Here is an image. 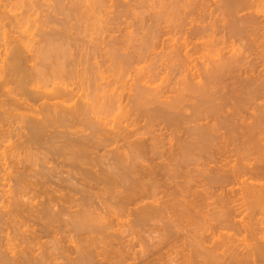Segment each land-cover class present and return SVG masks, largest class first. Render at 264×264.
<instances>
[{
    "label": "bare ground",
    "instance_id": "1",
    "mask_svg": "<svg viewBox=\"0 0 264 264\" xmlns=\"http://www.w3.org/2000/svg\"><path fill=\"white\" fill-rule=\"evenodd\" d=\"M18 1L22 2V0ZM62 1H57V6L55 5L56 12L58 11L62 15L65 14V18H75L77 22H80L81 20L84 21L83 18H88L90 15L94 16L98 13V10L99 13L102 12L101 8L103 9L106 3V0H69V2L66 1L68 2L66 4L64 3L65 0ZM142 1L144 4V2L146 3L148 0ZM173 1L174 2L171 3L172 12H168V14L167 11H163L160 12V15L156 14L155 17H152L155 19L154 24L156 25H149L147 32L145 31L146 33L144 32V34H140L141 37L139 38L141 39L137 40V42L139 41L138 43H140L139 45H134V42L136 41L135 35H125V37H127L124 39L125 41L112 38L110 41L106 42L103 38L104 34H101L104 40L101 43L99 42L100 45L97 43V46H93L91 49L89 47V54H86L88 53L87 49L85 51L86 53L82 54V56L86 55L85 58H82L80 55L82 59L80 58L77 60V58H73V55L71 57V54L74 51L69 53V50L72 49L69 48L71 45L70 41L73 43L74 41H77V39L71 35L72 38L76 39L72 40L67 33L68 31L70 33L72 28L75 29V32L80 31L77 25L70 29L65 27H62V29L57 25L55 26L57 28L53 29V31L55 30V34L52 32L53 35H51V32L49 31L50 33L48 32V34L50 35L47 34L46 36L44 33L45 36L43 35L44 38L42 39L47 48L45 50L43 49L44 52L43 50L41 51V55L43 54L44 57L42 56V58L41 55H39V58L42 60L41 63L46 59L44 65L48 71L50 70V73L41 72L38 76L40 79L46 80L45 86L41 85L32 88V85L34 86L33 82L37 77H34L33 75L35 73L33 72L34 67L31 68L32 70L29 68L30 61L28 62L27 59L29 58H26L28 53L24 51H26L25 49L30 43H28L29 45L27 44L26 40L21 36L22 34H17V37L11 36L12 39H10V41L7 42V45H5V51H0V57L2 55L0 58V183L3 182L1 184H4L6 181H13L14 179V183L17 181L16 183L18 186H21L20 190H18L19 192H17L18 195H16L17 190L15 191L13 189V191H11V186L10 192L9 190L7 191V189H5L7 192L3 190V188H1L2 190L0 189L2 194L4 191L5 196L7 195L6 197L3 196L4 194L2 195L3 197L0 196L2 197L0 200L7 198L3 201L5 205L3 204V206H1L2 201L0 205V211L6 213H0L2 214L0 216L2 217L0 218V227L1 223L5 222L8 224V227L6 228L7 232L9 229L16 232L21 231V235H19L21 236L20 241L23 242L21 245H24L25 243L27 245H25L26 247L23 246V250H20L19 252L15 251L14 247H11V249L13 248L12 250L8 247L9 252L12 251L10 254H13V256L10 257L9 255L10 260H2L1 262L5 261L3 264L8 262L6 260H9V264H49V261L54 262V264H60L64 260V253L69 248L67 247L66 249L65 247L70 245L69 243H71V239H77L72 242L75 243L73 244L74 248L71 245L72 249L75 251L73 253L75 254L77 252V257L73 255L75 258H69L70 264H159L161 263L160 260L163 259L162 257L166 256L164 251L165 256H162L161 254L163 253H161V251L166 249L165 247L169 242H165L163 245H161L162 243L159 244L160 247L157 245L155 246V243L154 246H151L148 249L144 246L145 248H142L140 252H130L123 247L127 245H125L127 240L125 242V239L123 238V241L125 242L123 245L119 244L121 241L116 243L117 241H114L113 239L119 234L118 232L120 230L118 228L121 230L127 228V231H129V227L131 229L133 226H141L142 223L144 226H147L150 224L151 220L154 222L159 220L162 221L166 215L167 217L165 219L168 218L169 220L167 221H170V223L173 222L171 220L175 219L174 222L176 224L184 225L186 223L190 226L187 227V229H190L188 232L192 234V236H190L192 237V240L190 241H195L188 244V249L190 248V250L187 254H182V251L181 253L179 252L183 256L181 255V257H179V260H181L180 262L177 260L178 264H264V226H262L264 225V183H255L258 182V180H264V68L258 69L260 64L264 63V42H261V39L264 38V2H262V0H224L222 1L223 3L221 2L224 4L225 12L229 17L227 24L224 23L225 21L223 20V24H226V27H223V30L225 28L227 31H225V38L227 35L231 45V42H233V45L230 47L231 49L228 48L227 51V48H224V46L222 48L219 47L220 49L213 48L218 46V44L217 46L213 45V43L217 41L214 39L218 38H214L213 33V36H210L214 39L211 38L210 40V36H208L210 31V28H208L209 26L192 25L195 22V12L199 11L201 4L198 2L196 3V1L195 4L194 0ZM13 2H15V0H0L1 26H5L6 24L12 25L16 22L14 20H18L20 17V15L17 17V14L16 16H10L12 13L10 14V11L6 12V8L9 7L8 5H11ZM115 2L117 3L116 0ZM222 4L220 5V8H223ZM107 5L108 4H106V6ZM129 6L130 5H128V7ZM164 8H166V5ZM245 11L250 12L244 16L239 15L242 12L245 13ZM127 12L129 13V11ZM48 14L51 15L50 13ZM12 17L14 22L11 24ZM51 17L53 16H50V18ZM21 19H23V17ZM7 20L10 21L7 23ZM67 23L65 21L63 24L66 26L68 25ZM110 23L111 22H108V24ZM58 28H61L63 32L59 29L60 31H58L60 33H56L58 32L56 31ZM82 28L84 29V27ZM97 32L100 34V29L99 31L97 30ZM40 35L41 33L39 36ZM166 35H171L173 37L169 36L168 38L170 39H163L161 41ZM77 36L79 37L80 33H78ZM207 39L209 40L207 41ZM33 40L35 41L36 39ZM61 40L62 43L58 42L57 45L59 46L56 47L55 42ZM236 41H244L243 48L237 49L234 44ZM245 41L248 44L245 43ZM80 43L82 42H74L75 48L76 44L78 45ZM216 43L217 42H215V44ZM221 43L223 42L221 41ZM257 44L259 45L258 48L261 49L256 51L257 53H254L255 55L257 54L258 61L261 60L260 63L252 60L251 62L248 57L249 53L252 54L251 51L254 50L250 49L253 46L256 47ZM53 45L55 46L54 48H52ZM72 45L71 47H73ZM209 47L211 50H209ZM81 48H83V46ZM98 48L102 49L99 52H104V54H102V56L105 57L104 62L107 64V58H109L111 64L109 63L108 65L111 66L105 65L104 67H106V70H99L100 73L97 70V74H102L107 70L110 71L113 65L114 67L118 65V69L120 68L123 70L126 67L125 70H128L129 68L133 70L131 67L132 65L136 66L137 62L139 64L142 62L141 60L147 59L150 55L153 56V54H157L160 58L164 51L165 54L162 55L172 64L171 68L174 73L173 75L182 76L181 79L178 77V81L176 80L174 83L182 86L174 93V90H171L172 88H167V85H165L167 89L165 88L164 83H168L167 79V82L163 83L164 87H162V80L164 78L169 79L167 76H169L170 72H167L165 69V71H160L159 69V72H156L154 71L155 68L151 66L153 67V71L150 67V71L152 72L149 71V73L144 74L145 72H142L145 71V69L142 71L141 68V73L140 71H137L138 76L137 74H134V76L136 75L135 77H138V80L133 76V80L135 79L133 82L135 88L133 87L131 94L128 93V99H126L127 103L125 104L126 107L128 106L127 110L133 113V115L128 113L130 118H128L129 116L127 114L128 117L126 119V116L123 113L125 112L123 110L125 105H123L124 107L122 106L123 102L121 105L119 104L122 98L117 90L113 91V89L110 88L112 87V84L109 82L111 84L110 86L106 81L104 82V84L107 83L106 88L105 86L101 88L102 86L100 84H97V86L95 83L98 77L106 79V76L104 77L103 75H101V77L96 75L95 78L92 76L96 74L95 70L97 68L100 69L102 64L100 67L97 66L94 70L95 73L91 70L93 74H91L92 72L89 73V70L88 72H85L87 69L81 71V73L79 70L76 71V68V70L72 68L82 64L86 65L87 60L90 62L94 56H91V59L89 60L87 58L88 55L90 57L92 53H98ZM158 48H160L162 52L157 53ZM206 51H208V53H206ZM248 51L250 52L248 53ZM246 54L248 55L247 57ZM98 55L100 56V54ZM163 56L162 58H164ZM48 59L51 61V67L49 66V61H47ZM51 59H54L53 62ZM101 62L103 63L102 60ZM133 62L136 63L134 64ZM92 63L93 62H91L90 65H92ZM168 63L167 65H169ZM135 66L134 68L136 71L137 68ZM114 67L112 69L117 70V68ZM90 68L91 66H89L88 69ZM138 69L140 70V68ZM131 70L130 72L129 70L125 71L126 74L124 75V70L119 73L122 72L121 76L126 75L127 77L128 74H131ZM162 71L165 73H162ZM127 72L129 73L127 74ZM116 73H118V71ZM88 74L90 78L88 77ZM161 75H163L162 78H164L161 79L162 82H158L160 83V86L153 87V84L157 81L156 79L159 78L160 80ZM75 77L81 79L80 81H77H82V85L85 84L83 79L84 81L86 80L85 82L89 83V86L86 83L87 87H91L92 83L93 86L95 84L94 88H91H96L95 90L97 92L95 93L94 90L90 88V90H92L91 93H84L85 88L83 89V87H80L81 83L77 82L79 87L75 82L72 83ZM103 78L101 79L104 80ZM236 79H238V81H235ZM166 80L164 79V81ZM228 80H230L231 84H229ZM14 83L17 86H14ZM235 83L237 86H240L237 87ZM9 85H12L13 88L8 89L7 87ZM229 85L232 86L231 89L229 88ZM239 87H241V91L247 88H253L254 90L252 89L248 94L247 91L246 94L240 91L242 94L239 95L236 90ZM49 88L51 89L50 91H48ZM104 89L105 91H103ZM169 89L173 92L172 94H174L173 96L169 94L171 97L166 96L170 93L168 92ZM228 89L233 92L235 91L234 96L236 97L233 98V95L229 94L230 91L228 94L232 96L231 99L227 95L228 100L227 97H225V99L222 96L220 97V94ZM99 91L103 93H101V97L99 94L97 95ZM93 92L96 95L93 96ZM236 92L237 95H235ZM221 98H223V101L220 100ZM232 99L237 100V102L239 101V104L236 103L235 105L238 104L240 107H238V105H233L234 107H237L234 109L231 105V110H234L231 113H226L228 102ZM218 100H220V103ZM242 102L249 103L251 107L254 105L252 108L255 109L256 113L249 116L244 112L243 116L242 112L245 110H242L243 107L241 108ZM120 108L122 109L121 111H123L124 118L127 120L125 121L126 125H122L124 122L121 124V121H119V124L116 121V123L119 124L118 126H113L116 123L109 126L108 123L110 120L108 116ZM95 114H99L98 116L96 115L97 117L101 114L103 117H101V119L97 118L94 116ZM104 115H106L107 118L106 116L104 118ZM245 115L248 116V120L254 117L253 121H247ZM249 117L251 118L249 119ZM102 118H104V120H102ZM106 119L109 120L108 123ZM129 119L130 123L128 122ZM142 119L147 123H145L147 126H151V124L153 125L155 122V124H158L157 122H159L164 126L162 129L159 128L157 131L155 130V134L154 130L149 131L150 128L147 129V126L141 123V121H143ZM105 120L106 122H104ZM138 120L139 123L143 125L142 127L137 126V124L140 125L137 123ZM4 124L9 125V128L7 125V128H4ZM144 127L147 130H144ZM152 129L153 128H151V130ZM222 129H225L229 134L226 135L227 133L224 132V135H226L227 138L220 133ZM158 131L160 133L157 134ZM168 134L170 136H167ZM218 140H221V142H218ZM217 143L219 145L220 143L224 144H221L222 146L218 147ZM216 145L218 149H216ZM228 145H232L230 149L227 147ZM242 145L244 146L243 148L241 147ZM225 147L228 149L225 150ZM238 147L240 150L244 149V151L242 150L241 152ZM244 153H246L248 157L250 156V153L251 155H255L253 161L251 158L247 159V155L244 156ZM194 154L195 156H193ZM188 155L189 157L192 156L194 158L197 155H204L203 157H208L209 159L214 158L211 160L215 161L216 159L215 163H217V165L224 162L223 164L221 163V166L215 165L216 167L210 170V173L215 174H213L214 177L209 175L212 177V180H210L212 184L210 182H208V184H211V187L213 184L219 185L215 186L216 188L214 187L217 192L221 191V193L217 194L218 199L215 195L217 192L211 190L215 193L214 196L213 194L211 195L212 192H210V190H207L206 194L203 193L206 192V190L203 191L204 189H202L200 191H203L202 193L204 195H208L209 191V195L216 197L215 199L219 200L217 201L219 203H213L215 206L213 204L209 206V203L206 205L207 200L204 199L206 196L203 197L202 193L197 194L196 189L194 191L196 194L191 191L192 189L189 190V188L181 189L173 187L172 190L176 192L170 190V181L180 185L178 177H182V174H184L182 172L184 170L186 171L189 159L191 158L190 160H192V157H187ZM183 157L184 160H187L185 161V167L182 164L184 163V160H182ZM198 157L199 156H197V158ZM203 157L201 156L200 158ZM234 157H236L235 160L233 159ZM105 158L107 161L103 160ZM177 158H181L180 160H182V162H179V159ZM231 159L237 162H230ZM38 160H41V164L39 163L41 165H39L40 169H34L36 168L34 165L37 164ZM238 160H243L244 162L240 161V163ZM34 161L36 162L34 163ZM173 161L177 162L174 163ZM31 162L33 165L30 164ZM36 166L38 167V164ZM108 166L112 168V170H110ZM28 167L34 169V172L33 169H30L31 172H33L32 174L31 172L28 173ZM41 167H43V169H41ZM182 167L185 169L183 170ZM35 170L37 171L35 172ZM162 170H166V172H163L164 174H167V177H164ZM30 174L34 176L35 179L31 180L32 178H30ZM159 175L163 176L161 179L167 178V182L169 177L170 183L169 186L167 185L169 190H167V186L165 185H163V188H161L160 185L158 186L160 182ZM244 176H249L252 180L256 181H251V183H249V178L244 179ZM27 178H30V180ZM52 178H57V180H53ZM12 181L6 183L8 184V187L12 184ZM162 182L167 183L166 180L161 181V183ZM231 183H234V185L239 183V185H242V188H237L236 190H234L235 188H231L232 190L230 188V190L225 188ZM1 184L0 186H2ZM13 185L15 184H12V186ZM164 186L166 188H164ZM97 187L98 190L100 189L99 191L106 196L104 200L101 199V202H98V207L96 206L97 208H95L92 198L97 195L93 196L92 194L97 190H91H93V188L97 189ZM159 188L164 189L163 192L158 191ZM164 191H166L165 195L163 194ZM159 192L162 193L160 195H164L161 196L162 198H158ZM167 192L170 194H167ZM102 193H100V195ZM79 194L81 195V198L76 197ZM27 195H30V197L26 198V200L30 198L29 200H31V202H25L23 200ZM211 196L210 198H212ZM166 197H168V199ZM201 197H203V200ZM204 200L206 202L205 205L211 207L213 211H208L207 209V213H203V208H206L203 205L205 203ZM237 201L239 204L235 205ZM202 205L203 208L201 207ZM200 208L203 209V211H199ZM4 215L7 216V218H5ZM66 216L69 218H65ZM258 216H261V219H259ZM169 224L165 226L167 230L170 228L169 232H166L167 236V233H170L169 236L171 238L169 237V239L176 240L177 237L180 238V236L177 235H175L177 237L173 238L174 234H177L173 233L176 230L174 228L177 227H174L176 224H172L174 226ZM67 227H69V230ZM115 227H117L116 229L118 230H113ZM165 227H158V229L164 231V229H166ZM185 227L186 226L184 225V228ZM2 228L3 227H1L0 230ZM184 228L182 227V229ZM184 230L186 231V229ZM123 231L126 230L124 229L122 232ZM178 232H180L179 226ZM9 233L10 232L7 234ZM146 233L149 234L148 232ZM61 234L62 237L64 236L63 238L61 237ZM240 234H245V238L239 239L237 236ZM76 236H78L79 239ZM187 236L186 239H190V237ZM45 237L54 240L53 243L51 239H48L51 240L49 243L54 244L52 246L53 249H50L51 246L48 245H45L44 247L43 244L38 246L41 251H37V249L34 250V245L31 246V244L34 242L41 243V240H44ZM169 239L168 241H170ZM66 240H69L67 241L69 243L64 245L65 243L63 242H66ZM175 240H173L174 243H176ZM179 241L180 240H178V242ZM169 244L172 246L174 245L172 243ZM190 245L192 246V249ZM46 247H49V249ZM32 249L37 252L34 253ZM72 249L71 253L73 251ZM51 250H53L54 254ZM54 250L58 251V254H56ZM67 252L70 253L68 250ZM71 253L68 255H72ZM53 255L56 256H54L56 260L58 256L63 257L61 259L58 257L61 262L57 260L58 263L54 261L55 259L51 261ZM1 258H7V256ZM171 261L170 264H175L176 262L172 261L171 263Z\"/></svg>",
    "mask_w": 264,
    "mask_h": 264
},
{
    "label": "rangeland",
    "instance_id": "2",
    "mask_svg": "<svg viewBox=\"0 0 264 264\" xmlns=\"http://www.w3.org/2000/svg\"><path fill=\"white\" fill-rule=\"evenodd\" d=\"M18 0H15V2H13L11 5H8L9 7H7L5 10H6V12L7 11H10V16H16V14L18 15L17 17H19V15H20V17L18 18V20L17 19H15L14 21H16V22H14L12 19H13V17L11 18V24L12 25H10V24H6L5 26H1L0 25V51L1 52H4L5 51V49L4 48H6V46L5 45H7V42L8 41H10V39H12L11 38V36H15V37H17L18 35L17 34H22L21 36L23 37V39L24 40H26V42H27V44L28 43H30V45L25 49L26 51H24V52H27L28 53V55H26V58H29V59H27V61L29 62V68L31 69L32 67H34V71L33 72H35L33 75H34V77H37L35 80H34V86L32 85V88H36V86H45V81L46 80H44V79H40L39 78V76H38V74L40 73L41 74V72H49L50 73V70L48 71V69L47 68H45L46 66L44 65V62H45V60L46 59H44L43 61L44 62H42L41 63V61L42 60H40V58H39V55H41V51L44 49H46L47 47H46V45H45V42L43 43V39L42 38H44V36H45V34H46V36H47V34H48V32L50 31L51 32V35H53V33L55 34V30L53 31V29L54 28H57V27H55V26H59V27H65V28H72L73 26H75V25H77L78 26V29L80 30V31H82V32H80V31H76L75 32V29L74 28H72V31H70V33H69V31L67 32L68 33V35H70V37H71V35H72V37H74V38H76L77 39V41H74V42H82V43H80V44H76V48H75V45H74V42L73 43H71V41H70V44L74 47H71V45H70V49L72 48V49H75V50H69V53L70 52H73L72 54H71V57H72V55L74 56L73 58H77V60L78 59H80L81 57L82 58H85V56L83 55L82 56V54H85L86 52V50H87V52L88 53H86V54H89V50L91 49V47H93V46H97L96 44L98 43L99 44V42L101 43L104 39H105V41L107 42V41H110L112 38H114V39H117V40H122V41H125L124 39H126L127 37H125V35L126 36H129V35H135V37H136V41L134 42V45H139L140 43H138L137 42V40H140L141 38H139V37H141V35H142V33L144 34V32L146 31L147 32V30L149 29V25L151 26V25H156V24H154V21H155V19L154 18H152L153 16L155 17V15L156 14H159L160 15V12H163V11H167V13L169 12H172L173 10H172V5H171V3H173L174 1L173 0H166V2H165V0H144V1H147L146 3L144 2V4H143V1L142 0H120V1H118V0H116L117 1V3L115 2V0H106V3H105V5H104V8L102 9L101 8V11L102 12H100L99 13V10H98V13H96L94 16H95V18H94V16L93 15H90L88 18L86 17V18H83L84 19V21L83 20H81L80 22H77L76 21V19L75 18H71V19H69L68 17H64V15H62L61 13H59L58 11L56 12V8H55V5L57 6V1L56 0H22V2L20 3L19 1L17 2ZM30 1V2H29ZM37 1V2H36ZM53 1V2H52ZM60 1H62V0H60ZM64 1V0H63ZM62 1V2H63ZM66 1H68L69 2V0H65L64 1V3L66 4V3H68V2H66ZM109 1V2H108ZM195 1H196V3L198 2L199 4H201V7H199V11L198 12H195V22L192 24L193 26H198V25H200V26H209L208 28H210V31H209V33H208V36H210V35H212L213 36V33H214V38H218L219 39V41H218V39H214L212 36H210L209 38H210V40H211V38H213L214 40H217V41H215V42H217L216 44H215V42L213 43V45H215V46H217V44H218V48L217 47H213V48H216V49H220V48H222L223 46H224V48H227L226 50L228 51V48H230L232 45H233V42H231L232 43V45L230 44V41H229V39H228V37H227V35H226V38H225V34H226V30H225V28H224V30H223V27H226V24L228 23V19H229V17H228V15H227V13L225 12V7H224V4H222L223 2L222 1H224V0H194V3H195ZM209 1V2H208ZM17 2V3H16ZM26 2V3H25ZM35 2V3H34ZM112 2V3H111ZM115 2V3H114ZM125 2V3H124ZM202 2V3H201ZM205 2V3H204ZM222 2V3H221ZM262 2H264L263 0H262ZM16 3V4H15ZM32 3V4H31ZM56 3V4H55ZM110 3V4H109ZM119 3V4H118ZM130 3V4H129ZM166 3V4H165ZM195 3V4H196ZM218 3V4H217ZM22 4V5H21ZM53 4V5H52ZM106 4H108L107 6L109 7H107L106 6ZM115 4V5H114ZM203 4V5H202ZM222 4V6H223V8H220V5ZM17 5V6H16ZM32 5V6H31ZM117 5V6H116ZM128 5H130L129 7H128ZM166 5V8H164V6ZM219 5V6H218ZM12 6H14V7H12ZM50 8H48V7ZM118 6H119V8H118ZM170 6V7H169ZM218 6V7H217ZM221 6V7H222ZM117 9H116V8ZM180 7H181V5H180ZM203 7H204V9H203ZM208 7V8H207ZM52 8V9H51ZM121 8V9H120ZM125 10H124V9ZM132 8V9H131ZM144 8V9H143ZM11 9V10H10ZM15 9H16V11H15ZM48 9V10H47ZM127 9V10H126ZM134 9V10H133ZM204 10V11H201V10ZM205 9H206V11H205ZM209 9V10H208ZM211 9V10H210ZM221 9V10H220ZM223 9V10H222ZM264 9V8H263ZM113 11V12H111V11ZM137 10V11H136ZM139 10V11H138ZM49 11V12H48ZM104 11V12H103ZM107 11V12H106ZM119 11V12H118ZM127 11H129V13L127 12ZM135 11H136V13H135ZM144 13H143V12ZM196 11V10H195ZM201 11V12H200ZM50 13L51 15H49L48 13ZM52 12V13H51ZM106 12V13H105ZM108 12H110V13H108ZM117 12V13H116ZM132 12V13H131ZM139 12V13H138ZM164 12V13H165ZM200 12V13H199ZM203 12V13H202ZM205 12V13H204ZM248 12H250V11H245V13L244 12H242L241 14H239L240 16H244L245 14L247 15V13ZM18 13H20V14H18ZM23 13V14H22ZM103 15H102V14ZM168 13V14H169ZM210 13V14H209ZM212 13V14H211ZM225 13V14H224ZM47 14H48V16H47ZM61 14V15H60ZM101 14V15H100ZM135 14V15H134ZM140 14V15H139ZM142 14V15H141ZM206 14V15H205ZM249 14V13H248ZM23 15V16H22ZM58 15V16H57ZM99 15V16H98ZM112 15V16H111ZM131 17H130V16ZM204 15V16H203ZM208 15V16H207ZM50 16H53V17H51L50 18ZM57 16V17H56ZM61 16V17H60ZM66 16V15H65ZM102 16V17H101ZM119 16V17H118ZM151 16V17H150ZM203 16V17H202ZM208 18H207V17ZM225 16V17H224ZM16 17V18H17ZM23 17V19H21ZM45 17V18H44ZM49 19H48V18ZM92 19H91V18ZM99 17V18H98ZM109 19H108V18ZM110 17H111V19H110ZM122 19H121V18ZM124 17V18H123ZM143 17V18H142ZM199 17V18H198ZM206 17V18H205ZM53 18V19H52ZM59 18H60V20H59ZM68 18V19H67ZM113 18V19H112ZM114 18H115V20H114ZM119 18V19H118ZM142 18V19H141ZM203 18V19H202ZM206 20H205V19ZM48 19V20H47ZM58 19V20H57ZM64 19V20H63ZM107 19V20H106ZM140 19V20H139ZM148 19H149V21H148ZM152 19H154V20H152ZM226 19V20H225ZM21 20V21H20ZM25 20V21H24ZM47 20V21H46ZM54 22H53V21ZM68 20V21H67ZM74 20V21H73ZM79 20V19H78ZM105 21V22H103V21ZM112 20V21H111ZM117 20V21H116ZM142 20V21H141ZM225 22H224V21ZM8 21H10V20H7V23H8ZM20 21V22H19ZM59 21H60V23L61 22H63V23H65V21H66V23L68 24V25H66L65 26V24H63V23H59ZM69 21H70V23H69ZM87 21H89V22H87ZM107 21V22H106ZM136 21H138V22H136ZM144 21H147V22H144ZM151 21V22H150ZM153 21V22H152ZM200 21H201V23H200ZM227 21V22H226ZM38 22V23H37ZM39 22H41V23H39ZM46 22V23H45ZM50 22V23H49ZM86 22V23H85ZM108 22H111L110 24H108ZM141 22V23H140ZM157 22V21H156ZM198 22V23H197ZM223 22L224 23H226V24H223ZM52 23H54V24H52ZM57 23V24H56ZM61 25H59V24ZM81 23V24H80ZM106 25H105V24ZM116 23V24H115ZM134 23V24H133ZM135 23H136V25H135ZM138 23V24H137ZM146 23V24H145ZM149 23V24H148ZM46 24H48V25H46ZM64 26H63V25ZM74 24V25H73ZM89 24V25H88ZM108 24V25H107ZM118 24V25H117ZM122 24V25H121ZM38 25V26H37ZM44 25V26H43ZM45 25H46V27H45ZM70 25V26H69ZM80 25H82V26H80ZM85 25V26H84ZM100 25H101V28H100ZM117 25V26H116ZM146 25V26H145ZM212 25V26H211ZM223 25V26H222ZM225 25V26H224ZM11 26H12V28H11ZM21 26V27H20ZM41 26V27H40ZM48 26V27H47ZM51 26V27H50ZM80 26V27H79ZM112 26V27H111ZM116 26V27H115ZM132 26V27H131ZM8 27V28H7ZM41 29H40V28ZM82 27H84V29L82 28ZM109 27V28H108ZM119 29H118V28ZM128 27V28H127ZM140 27V28H139ZM147 27V28H146ZM228 27V26H227ZM14 28H16V29H14ZM45 28V29H44ZM50 28V29H49ZM61 28H58L56 31H58L59 29L62 31V29ZM105 28V29H104ZM113 28V29H112ZM121 28V29H120ZM135 28V29H134ZM144 28V29H143ZM9 31H8V30ZM11 29V30H10ZM18 29V30H17ZM38 29V30H37ZM41 30V32H40V30ZM99 29H100V34H99V32H97V30L99 31ZM115 29V30H114ZM128 29V30H127ZM141 29V30H140ZM227 29V28H226ZM15 32H14V31ZM59 30V31H60ZM103 30V31H102ZM105 30V31H104ZM108 30V31H107ZM117 30H119V31H117ZM130 30V31H129ZM12 31V32H11ZM20 31V32H19ZM23 31V32H22ZM56 32V33H60V32ZM64 31H65V29H64ZM125 31V32H124ZM132 31V32H131ZM226 31V32H225ZM5 32H6V34H5ZM36 32H38V33H36ZM41 33V35L39 36V34ZM47 32V33H46ZM49 32V33H50ZM53 32V33H52ZM63 32V31H62ZM74 34H73V33ZM80 33V36L78 37L77 35H78V33ZM97 32V33H96ZM145 32V33H146ZM222 32V33H221ZM27 33V34H26ZM35 33V34H34ZM45 33V34H44ZM75 33H76V35H75ZM95 33V34H94ZM109 35H108V34ZM5 34V35H4ZM24 34H26V35H24ZM31 34V35H30ZM101 34H104L103 36L101 35ZM116 34V35H115ZM141 34V35H140ZM17 35V36H16ZM44 35V36H43ZM48 35H50V34H48ZM73 35H75V36H77V37H75V36H73ZM86 37H85V36ZM88 35H89V38H88ZM91 35H92V38H91ZM118 35H120V36H118ZM139 35V36H138ZM4 36V37H3ZM10 36V37H9ZM38 36V37H37ZM101 36V37H100ZM115 36V37H114ZM169 36H171V35H169ZM168 35H166L165 37H163L162 39H161V41L164 39V40H167V39H170V38H168L169 37ZM216 36V37H215ZM6 37V38H5ZM20 37V36H19ZM18 37V38H19ZM71 37V38H72ZM94 37V38H93ZM95 37H96V39H95ZM104 39H103V38ZM110 39H109V38ZM171 37H173V36H171ZM26 38V39H25ZM74 38H72V40H76V39H74ZM81 38V39H80ZM101 38V39H100ZM176 38V37H175ZM30 39V40H29ZM33 39H36L35 41L33 40ZM91 39V40H90ZM98 39V40H97ZM100 39V40H99ZM212 39V40H213ZM228 39V40H227ZM209 39H207V41H208ZM6 41V42H5ZM31 41V42H30ZM38 41V42H37ZM221 41L224 43H221ZM264 42V38H262L261 39V42ZM34 42V43H33ZM38 44H37V43ZM58 42H61L62 43V40L61 41H56L55 42V44H56V47L57 46H59V45H57V43ZM64 42V41H63ZM66 42V41H65ZM94 42V43H93ZM219 42V43H218ZM228 44H227V43ZM161 43V42H160ZM173 43V42H172ZM245 43H247L246 41H245ZM54 44V43H53ZM93 44H95V45H93ZM220 44H222V45H220ZM235 45H236V48L237 49H240V48H243V46H244V41H242V42H239V41H236V43H234ZM248 44V43H247ZM247 44H245V45H247ZM5 46V47H3V46ZM100 45V44H99ZM241 45V46H240ZM2 46V47H1ZM31 46V47H30ZM33 46V47H32ZM39 46V47H38ZM61 46V45H60ZM83 46V48H81ZM104 46V45H103ZM103 46H100V47H103ZM29 47H30V49H29ZM43 47H45V48H43ZM55 46L53 45V47L52 48H54ZM67 47V46H66ZM89 47H90V49H89ZM210 47H211V45H210ZM209 47V50H211V48ZM220 47V48H219ZM259 47V45L257 44V46L255 47V46H253L250 50H253V51H251V53L252 54H250L249 52L250 51H248V53H249V56L246 54V57L248 56L249 58H250V61L252 60V61H254V62H258V63H260V61H258V56H256L255 55V53H257L256 51H258L259 49H261V48H258ZM36 50H35V49ZM68 48V47H67ZM67 48H65V49H67ZM160 48H162V47H160ZM160 48H158V51H157V53L158 52H162V50L160 49ZM64 49V48H63ZM99 49V50H98ZM97 50H98V53H97V55L98 54H100V58L96 55V53L94 52V53H92L91 55H90V57H89V55H88V59L90 60L91 59V56L93 57H98L97 58V60H96V58H92L91 59V61L89 62L88 60H87V62H88V64H87V62H86V65H79V66H75V67H72L74 70H76V71H83V70H85V69H87V70H85V72L87 71L88 72V70H89V73L90 72H92L91 70H93V72H94V70L97 68V66L98 67H100V65H101V67H100V69H96L95 70V72L98 70V72L100 73V71L99 70H101V71H105L106 70V67H104L105 65H108L109 63H110V61H109V58H107L108 59V61H107V64H106V62H104V56H102V54H104V52L102 51V52H99V51H101L102 49L101 48H98ZM231 49V48H230ZM35 50V51H34ZM44 50H43V52H44ZM132 50V49H131ZM214 50V49H213ZM32 53H31V52ZM40 51V52H39ZM166 51V50H165ZM243 51H244V49H243ZM0 52V53H1ZM37 53V55H36V53ZM39 52V53H38ZM81 52V53H80ZM84 52V53H83ZM255 52V53H254ZM77 55H76V54ZM80 53V54H79ZM206 53H208V51H206ZM35 54V55H34ZM94 54V55H93ZM162 54L164 55L165 54V52L163 51L162 52ZM161 54V56H160V58H159V56H157V54H153V56L152 55H150V57H148L147 59H143V60H141L142 62H140L139 64H138V62L136 63V62H133L134 64L136 63V68L138 69V68H140V70L138 69H136V71H135V68H134V66L132 65L131 67L133 68V70H131V68H127L128 70H129V72H130V70H131V74H128L129 72H127V77H126V75L125 76H121V74H122V72L121 73H119L120 71H123L124 70V73H123V75L124 74H126L125 73V71H128V70H125L126 69V67H125V69H118L117 68V66L116 67H114V65L112 66V68L114 67V68H117V70L116 69H110V71L109 70H107L106 72H107V74H106V72H101L102 74H97L98 72H96V74H94V75H92L94 78L96 77V75H98V76H100L101 77V75H103L106 79H104L103 77H101V78H103L104 80H102L101 78H97V80H96V85L97 84H100L102 87L101 88H103V86H105V88H106V84L107 83H111L112 84V87H110V88H112L113 89V91H115V90H117V92H118V94L121 96V98H122V100L120 101V105L122 104V102H123V104H122V106L123 105H125V108H123V107H121V108H123V110L125 111V112H123V111H121L122 109L120 108L119 110L117 109V110H115L114 111V113H112L111 115H107L108 116V118H109V120H107V123H108V121H109V126L110 125H112V124H115L116 123V121H117V123H119L120 124V122L119 121H121V124H122V122H124V124H122V125H126V122L125 121H127L126 119H127V117L129 116V114L131 113V112H129L128 110H127V108H128V106L126 107V104L125 103H127L126 102V99H128L127 97H128V93H132V91L131 90H133V87H134V80L137 78V80H138V77H135L134 76V74H137V71L139 72L140 71V73H141V68H142V71L145 69V71H143L142 73H144V74H146V73H149V71H150V67L151 66H153L155 69H154V71H156V72H159L158 70L160 69V71L161 70H163V71H167V72H170L169 73V76H167V77H169V79L168 78H164L165 80L167 79L168 80V83H164V82H167V80L166 81H164V79L162 78V76L163 75H161L160 77V80H159V78L158 79H156L157 81L153 84V87H156V86H160V83H158V82H162V87H164L165 85H167V88H172L171 90H174V93H175V91L177 90V89H179L181 86H180V84H178V85H176L177 83H174V82H176V80L178 81V77H179V79H181L182 78V76L180 77L179 75L178 76H174L173 74V70H172V64L169 62V61H167L166 60V58L163 56ZM80 55H81V57H80ZM31 56V57H30ZM38 56V57H37ZM43 56V54L41 55V57ZM77 56V57H76ZM149 56V55H148ZM162 56L164 57V58H162ZM1 57H2V55H1ZM0 57V58H1ZM33 57V58H32ZM44 57V56H43ZM42 57V58H43ZM37 58V59H36ZM56 58V57H55ZM81 58V59H82ZM155 58V59H154ZM159 58V59H158ZM248 58V59H249ZM103 61V63L101 62V60ZM255 59V60H254ZM260 59V58H259ZM39 60H40V62H39ZM50 59H48L47 61H49ZM52 60V62H53V60L54 59H51ZM84 60V59H83ZM94 60V61H93ZM46 61V62H47ZM55 61H56V59H55ZM55 61H54V64H55ZM249 61V60H248ZM249 61V62H250ZM251 61V62H252ZM38 62V63H37ZM91 62H93L92 63V65H90L91 64ZM99 62V63H98ZM169 62V63H168ZM253 62V63H254ZM40 63V64H39ZM49 63V66L51 67L52 66V64L50 65V63H51V61H49L48 62ZM48 63H46V64H48ZM97 63V64H96ZM113 63V62H112ZM167 63L169 64V65H167ZM257 63V64H258ZM39 64V65H38ZM85 64V63H84ZM95 64V65H94ZM111 64V63H110ZM164 64V65H163ZM262 64V65H261ZM260 64V66H259V68L258 69H262V68H264L263 67V65H264V63H261ZM42 65V66H41ZM44 65V66H43ZM171 65V66H170ZM86 66V67H85ZM89 66H91V68L90 69H88L89 68ZM94 66H96V67H94ZM108 66H111V65H108ZM44 67V68H43ZM94 67V68H93ZM103 67V68H102ZM153 67H151V70L153 71ZM168 68V70H167V68ZM261 67V68H260ZM76 68V69H75ZM103 70H102V69ZM105 68V69H104ZM109 68V67H108ZM163 68V69H162ZM47 70V71H45V70ZM51 69V68H50ZM149 69V70H148ZM165 69V70H164ZM32 70V69H31ZM36 70V71H35ZM43 70V71H42ZM114 70V71H113ZM172 70V71H171ZM264 70V69H263ZM118 71V73H116ZM152 71H150V72H152ZM162 71V73H165V72H163ZM84 72V73H85ZM93 72L91 73V74H93ZM94 72V73H95ZM45 73H43V74H45ZM82 73V72H81ZM108 73H109V75H108ZM90 74V75H91ZM167 74V73H166ZM37 75V76H36ZM165 75V74H164ZM135 77V79L133 80V78ZM137 76H138V74H137ZM88 77H89V74H88ZM125 77V78H124ZM166 77V76H165ZM81 78V77H80ZM90 78V77H89ZM93 78V79H94ZM177 78V79H176ZM161 79H163L162 81H161ZM175 81H174V80ZM41 80V81H40ZM44 80V81H43ZM80 81L81 79H79V78H77V77H75V79H74V81H72V83H74L75 82V84H78V83H81V88L83 87V89L85 88V91H84V93L86 92V94H89V92L91 93L92 92V90H90V88L91 87H93L94 88V86H95V84H94V86H93V83H92V86L91 87H87V84H88V86H89V83H87V82H85L84 81V79H83V82L85 83H83L84 85H82V81L81 82H78V81ZM101 80V81H100ZM133 80V81H132ZM98 81V82H97ZM107 81V83H105L104 84V82H106ZM229 81V84H231V82H230V80H228ZM232 81V80H231ZM235 81H238V79H236ZM78 82V83H77ZM101 82V83H100ZM87 83V84H86ZM109 83V85L111 86V84ZM156 83H157V85H156ZM163 83H164V86H163ZM233 83H234V81H233ZM103 84V85H102ZM228 84V83H227ZM236 84V83H235ZM13 85V84H12ZM12 85H9L7 88L8 89H11V88H13L12 87ZM133 85V86H132ZM14 86H17V85H15V83H14ZM78 87H79V84L77 85ZM98 86V85H97ZM96 86V87H97ZM170 86V87H169ZM236 86H237V84H236ZM238 86H240V85H238ZM237 86V87H238ZM76 87V86H75ZM100 87V86H99ZM178 87V88H177ZM231 85H229V88L231 89ZM7 88H5V89H7ZM15 88V87H14ZM93 88H91V89H93ZM98 88V87H97ZM135 88V87H134ZM165 88H166V86H165ZM166 88V89H167ZM80 89V88H79ZM96 89V88H95ZM95 89H93L94 90V92L96 93L97 91L95 90ZM170 89H169V91L168 92H170V93H168L166 96L167 97H169L170 95H174V94H172L173 92H171L170 91ZM230 89H228L227 91H224L223 93H221L220 94V97L222 96L224 99H225V97H227V96H229V98L231 99L232 98V96H230V95H233V98L234 97H236V96H234V92L232 93L231 91H230ZM240 89V90H239ZM253 89V88H252ZM252 89L250 88V89H243V91H241V87H239L238 89H236L237 90V92H238V94L239 95H241L242 93L241 92H243V93H245L246 94V91H247V94H248V92L250 91H252ZM14 90V89H13ZM51 89L49 88L48 89V91H50ZM87 90V91H86ZM99 90H101V89H99ZM107 90V89H106ZM130 90V91H129ZM254 90V89H253ZM7 91V90H6ZM82 91V90H81ZM103 91H105V89L103 90ZM108 91H109V89H108ZM229 91H230V93H229ZM241 91V92H240ZM93 92V96L94 95H96L95 93ZM227 92V93H226ZM237 92H236V94L235 95H237ZM83 93V92H82ZM102 92L101 91H99L98 93H97V95L99 94V96L101 97L102 96V94H101ZM106 93H107V91H106ZM230 95H229V94ZM105 94V93H104ZM124 94V95H123ZM170 94V95H169ZM225 95V96H224ZM227 95V96H226ZM124 96V97H123ZM126 97V98H125ZM171 97V96H170ZM245 97V96H244ZM98 98V97H97ZM121 98H119V99H121ZM223 98H221L220 100L221 101H223ZM167 99V98H166ZM165 99V100H166ZM164 100V99H163ZM220 100H218L219 101V103H220ZM227 100H228V97H227ZM239 102V101H238ZM237 102V100H235V99H232L231 101H229L228 102V108L226 109V113L227 112H232L235 108H237V107H234V106H237L239 103ZM233 103V104H232ZM236 103H238L237 105H235ZM243 103V104H242ZM241 103V108H242V110H245V111H243L242 113H243V116H244V112H246V115H249V116H252V114L253 113H256L255 112V109H253L252 107H254V105H252V107L250 106V104L249 103H244V102H242ZM118 105V104H117ZM231 105H232V107H234V109L233 110H231L232 109V107H231ZM234 105V106H233ZM249 105V106H248ZM231 107V108H230ZM238 107H240L239 105H238ZM250 108V109H249ZM228 110V111H227ZM248 111V112H247ZM250 111V112H249ZM254 111V112H253ZM125 114V116H123L124 114ZM127 112V113H126ZM129 113V114H128ZM229 113V114H230ZM127 114H128V116H127ZM132 115H133V113H131ZM130 114V115H131ZM98 116L99 114H95L94 116ZM106 115H104V118H105V116ZM242 115V114H241ZM245 115V116H246ZM96 116V117H97ZM107 116H106V118H107ZM101 117H103V116H101V114H100V116L99 117H97V118H100L101 119ZM126 119H125V118ZM133 117V116H132ZM247 117V118H246ZM245 118H246V120L247 121H249V122H251V121H253V119H254V117H249V119L250 120H248V116H246ZM104 118H102V120H104ZM128 118H130V116L128 117ZM125 119V120H124ZM131 119H133V118H131ZM106 120L104 121V122H106ZM139 120H141V119H139ZM139 120H138V122L137 123H139ZM143 120V119H142ZM246 121V122H247ZM128 122L130 123V119L128 120ZM144 120L143 121H141V123L144 125L146 122H144ZM111 123V124H110ZM116 123V124H117ZM136 123V124H137ZM156 123V122H155ZM155 123H153V125L151 124V126H147L146 124V128L147 129H149L150 128V130L149 131H153L154 130V132H155V130L157 131V129H162V127L164 126L163 124H161V123H159V122H157L158 124H155ZM113 125V126H118L119 124H117V125ZM128 124V123H127ZM140 124V123H139ZM142 124H140V125H138L137 124V126H139V127H142L143 125ZM5 125V124H4ZM3 125V127L4 128H7L9 125H7V127H6V125L4 126ZM148 125H150V124H148ZM160 125H161V127H160ZM112 126V127H113ZM154 127H155V129H154ZM189 127V126H188ZM9 128V127H8ZM145 127H144V130L146 129ZM151 128H153L152 130H151ZM146 129V130H147ZM143 130V131H144ZM161 131V130H160ZM165 132V131H164ZM170 132V131H169ZM224 132H226L227 133V131H225V129L223 130H221V134H222V136L224 135ZM158 133H160L159 131L157 132V134ZM225 133V134H226ZM155 134H156V132H155ZM220 134V135H221ZM226 135H229L228 133L226 134ZM226 135H224L225 136V138H227V136ZM167 136H170L169 134L167 135ZM229 137V136H228ZM169 138V137H168ZM221 140H223V139H221ZM221 140L219 141L218 140V142H221ZM224 144V143H220V145L217 143V145H218V147L219 146H222V145ZM217 145H216V147H217ZM232 146V145H231ZM231 146H227L229 149H230V147ZM247 146V145H246ZM218 147L216 148V149H218ZM227 147H225V150L226 149H228ZM242 148L244 147L243 145L241 146ZM240 147V148H241ZM238 149H239V147H238ZM240 150V149H239ZM242 150L244 151V149H241L240 151L242 152ZM247 153V152H246ZM246 153H244L245 155L244 156H246L247 154ZM253 153V152H252ZM102 154V153H101ZM240 154V153H239ZM193 156H195V154L193 155ZM197 156H199L198 158H197ZM195 158L194 157H192V156H190V157H192V160H190L191 158L189 157V155L187 156V157H189L190 159H189V161H191V162H189L188 161V163H187V166H186V171L183 169V167H182V169L184 170L182 173H184V174H182V177L180 176V177H178L179 178V180H178V178H177V180L180 182V185L178 184V183H175V182H173V181H170L171 182V184H170V190L172 191V192H176V191H173L172 189H173V187L174 188H183V189H185V188H189V190L190 189H192L191 191L192 192H194L195 191V189L197 190V194L198 193H202L203 191H205L206 190V192H203V193H207V190H210V192H217L215 189H214V187L215 186H219V185H212V187L210 186L212 183H211V181L210 180H212V177H214V175L212 174V173H210V170L213 168L214 169V167H216V166H221L222 164L221 163H219L218 165H217V163H215L216 162V159H215V161H212L213 159L212 158H208V157H203L204 155H197ZM203 157V158H200V157ZM251 156V157H250ZM250 156L248 157V155H247V159L248 158H251V160L253 161V157H255V155H251V153H250ZM240 157V156H239ZM241 157H243V156H241ZM246 158V157H245ZM177 159H179V158H177ZM181 159V158H180ZM179 159V162H182V160H184V157L182 158V160H180ZM186 159V158H185ZM205 159V160H204ZM212 159V160H211ZM234 160L236 159V157H234L233 158ZM239 159H241V158H239ZM35 160V159H34ZM104 161H107L106 160V158L105 159H103ZM234 160H230V162H233V163H236L237 161H234ZM250 160V161H251ZM185 161H187V160H184L183 162L184 163H182L183 165H184V167H185ZM212 161V162H211ZM239 162L241 161V162H244L243 160H238ZM36 161H34V163H35ZM169 162H170V160H169ZM174 162V161H173ZM172 162V163H173ZM175 162H177V161H175ZM174 162V163H175ZM238 162V163H239ZM240 162V163H241ZM41 164V160H38V162H37V164H38V167L36 166V165H34L36 168H34V169H40L39 168V165ZM43 163V162H42ZM191 163V164H190ZM232 163V164H233ZM30 164H32L33 165V163L31 162ZM51 165V164H50ZM216 165V166H215ZM41 166V165H40ZM46 166V165H45ZM105 166H107V165H105ZM30 167H31V165H30ZM30 167H28V169L30 170V169H33V168H30ZM33 167V166H32ZM109 167V166H108ZM105 168H107V167H105ZM110 168V167H109ZM34 169H33V172H34ZM41 169H43V167H41ZM182 169H181V171H182ZM28 170V173L29 172H31V170L29 171ZM110 170H112V168H110ZM37 170H35V172H36ZM41 171V170H40ZM45 171V170H44ZM164 170H162V174H164V172H166V170L163 172ZM180 171V170H179ZM27 172V171H26ZM33 172H31V174L33 173ZM181 173V172H180ZM179 173V174H180ZM30 174V175H31ZM65 175V174H64ZM166 175V176H165ZM209 175H212V177L211 176H209ZM67 176V175H66ZM209 176V177H208ZM34 176H32L31 175V177L30 178H32L31 180H33V179H35V177L33 178ZM64 177V176H63ZM163 176H161V175H159V178H160V182H159V184H158V186L160 185L161 186V188H163V185H165V186H169V177H168V182H167V178H164V179H161ZM164 177H167V174H164ZM30 178L28 179V180H30ZM211 178V179H210ZM244 179L246 178V179H248L249 181V183H251V181L252 182H254V181H256V180H252L251 179V177H249V176H244L243 177ZM53 180H57V178H52ZM242 179V178H241ZM164 180H166V182L167 183H165V182H162L161 183V181H164ZM209 180V181H208ZM10 181H12V180H8V182H10ZM159 181V180H158ZM178 181H176V182H178ZM261 181V182H260ZM258 180V182H255V183H257V184H259V183H264V180ZM7 181L4 183V184H1V183H3V182H1L0 184L3 186H0V189L1 188H3V190H5V189H7V191L9 190V192H10V190H11V187H12V190L11 191H13V189L16 191V193L17 192H19L18 190H20V187L18 186V184L16 183L17 181H15V183H14V179H13V181L11 182L12 184H15V185H13V186H15V187H13L12 186V184H10L9 185V187H8V184H6V183H8ZM173 182V183H172ZM208 182H210L211 184L209 185L208 184ZM174 183H175V185H174ZM177 184V185H176ZM238 184V185H237ZM236 185H234V183L232 184H229V185H227L225 188H232V189H234V190H236L237 188H242V185L240 184L239 185V183H237ZM5 185H6V187H5ZM11 186V187H10ZM164 186V188H166ZM168 186H167V190H169L168 189ZM171 186H172V188H171ZM177 186V187H176ZM178 186H180V187H178ZM102 187V186H101ZM100 187V188H101ZM221 187V186H220ZM224 187V186H223ZM245 187V186H244ZM96 188V187H95ZM95 188H93V190H91V191H95V190H97V191H95L94 192V194H92L93 196L94 195H97L96 197L94 196V198H92V200L94 201V206H95V208H97L98 206V204L101 202V199H105V194L103 195V193L101 192V191H99L98 190V187H97V189H95ZM161 188H159V189H161ZM209 188V189H208ZM212 188V189H211ZM216 188V187H215ZM217 188H219V187H217ZM222 188V187H221ZM158 189V191H162L163 192V190L164 189H161V190H159ZM202 189H204L202 192H200ZM227 189V190H228ZM229 189V190H230ZM231 189V190H232ZM2 190V189H1ZM1 190H0V196H2L3 194V196L4 197H6L5 196V193H4V191H3V194L1 193ZM166 190V189H165ZM174 190H176V189H174ZM188 190V189H187ZM212 190V191H211ZM6 191V190H5ZM6 191V192H7ZM14 191V192H15ZM178 191V190H177ZM165 192L166 191H164V195H165ZM190 192V191H189ZM191 192V193H192ZM210 192L208 191V195L210 194ZM211 193V195L213 194H215V193ZM97 193V194H96ZM100 193H102L101 195H100ZM190 193V194H191ZM195 193V192H194ZM193 193V194H194ZM195 193V194H196ZM202 193V195H203V197L204 196H206V198H207V196L208 195H204ZM218 193H221V191H219V192H217L215 195H216V197H217V194ZM13 194H15V193H13ZM28 194H30V193H28ZM160 194H162V193H160L159 192V197L158 198H162L161 196H164V195H160ZM167 194H170V193H168L167 192ZM172 194V193H171ZM187 194H188V192H187ZM189 194V195H190ZM16 195H18V193L16 194ZM98 195H99V197H98ZM211 195H209V199L207 198H204L205 200H207V204H206V202H205V200H204V207H206V208H203V205L201 206L203 209H204V211H203V209H201L200 208V210L199 211H203V213H207V209H208V211L209 210H212L213 211V209H211V207H209V206H211V204H216V202L217 201H219V200H217L218 199V197H217V199H215L216 197H214V196H211ZM2 196V197H3ZM210 196L212 197V198H210ZM2 197H0V199L2 198ZM28 197H30V195H27V196H25V198L23 199L25 202L26 201H30L31 202V200H29V199H27L26 200V198H28ZM31 197H32V195H31ZM76 197H80L81 198V195L79 194V195H77ZM99 199H98V198ZM102 197V198H101ZM168 197H170V196H168ZM168 197H166L167 199H168ZM203 197H201V199L203 198ZM237 197H239V196H237ZM241 197V196H240ZM22 198V197H21ZM165 198V199H166ZM171 198H172V196H171ZM5 199H7V198H5ZM5 199H3V200H0V205H1V201H2V205L1 206H3V201L5 200ZM15 199H16V197H15ZM97 200V202H96V200ZM200 199V198H199ZM198 199V200H199ZM200 199V200H201ZM238 199V198H237ZM22 200V199H21ZM100 200V201H99ZM203 200V199H202ZM241 201H243L242 199H240ZM239 200V201H240ZM241 201H240V203H241ZM99 202V203H98ZM201 202V201H200ZM97 203V204H96ZM208 203H209V206H206V205H208ZM217 203H219V202H217ZM30 204V203H29ZM206 204V205H205ZM213 204V205H214ZM236 204H239V202L237 201V203H235V205ZM242 204V203H241ZM5 205V204H4ZM212 205V206H213ZM0 206V207H1ZM97 206V207H96ZM215 206V205H214ZM214 206H213V208H214ZM208 207V208H207ZM240 207V206H239ZM243 208H245V207H243ZM2 210V209H1ZM8 210V209H7ZM4 213V214H6L4 211H0V213ZM202 213V212H201ZM2 214H0V216H1ZM244 215H245V213H244ZM243 216V215H242ZM4 217L5 218H7V216H5L4 215ZM3 217V218H4ZM167 217V215L164 217V220H162V221H160V223H159V221H157V222H154V221H152L151 220V222H150V224H151V226H150V224H148L147 226H144V224H143V226H142V224H141V226H133V228H131L130 229V227H129V231H127V228H124L126 231H123L122 232V230H124V229H120V228H118L120 231L118 232L119 234H118V236L116 235L115 237H117L118 239H119V241H118V239L117 238H115L114 237V241H117L116 243H119L120 241H121V243H119V244H123L124 245V243L126 242V240H127V242L125 243V245L126 246H123V247H125L126 249H128L130 252H140L141 250H142V248H145L146 247V249H148V248H150L151 246H154V244H155V246L157 245V246H159L160 247V245L159 244H161V245H163L165 242H169V243H172V244H174L173 246L171 245V244H169L168 243V245H166V249L164 250H162L161 251V253H163V254H161L162 256L164 255L165 256V254H166V256L165 257H162L163 259H161L160 261H161V263H159V264H170V261L172 260L173 262L174 261H176L175 262V264H178V262H180L181 260H179L180 258L179 257H181V255L182 254H187L188 253V251L190 250V248L188 249V244H190L191 242H195V241H190V240H192V237H190V236H192V234L190 233V232H188L190 229H187V227H190V226H188L186 223L184 224L186 227L184 228V225H179V224H176L175 222H174V220H171V221H173L172 223H170V221H167V220H169L168 218L167 219H165ZM173 217H175V216H173ZM0 218H2V217H0ZM4 218V219H5ZM65 218H69L68 216H66ZM176 218V217H175ZM258 218L259 219H261V216H258ZM167 221V223L169 224V225H172V224H176V225H178L179 226V230H180V232H178V226H174V225H172V226H174V227H177V228H174V229H176L175 231H174V229H173V233H177V234H174V236H173V238H175V237H177V236H180V238H178L177 237V239L175 240V239H169V235H170V233H167L168 234V236L166 235V232H169V229L170 228H168V230H167V228L165 227V226H167L168 224L166 223V221ZM124 221H125V218H124ZM155 221H156V219H155ZM4 222V221H3ZM162 222V223H161ZM164 222H165V224H164ZM177 222V221H176ZM180 222V221H179ZM147 223V222H146ZM178 223V222H177ZM181 223V222H180ZM261 223V222H260ZM159 224V225H158ZM167 224V225H166ZM181 224H183V223H181ZM164 225V226H163ZM260 225H262V224H260ZM262 226H264V225H262ZM1 227H3L1 230H0V252L2 253H0V264H3L5 261H3V262H1L2 260H4V259H9L10 260V257H12L13 256V254H10V252H12V251H10L9 252V250H8V247H10L9 249L10 250H12L11 249V247H14V250L15 251H17V252H19L20 250H23L22 248H24L23 246H25L26 245V243L24 244V245H21V244H23V242H21L20 240H21V236H19V235H21V231L19 232V231H11V229H9L8 230V232H10L9 234H7L8 232L6 231V228L8 227V224L7 223H1ZM0 227V228H1ZM70 227V226H69ZM69 227H67L68 228V230H69ZM118 227V226H117ZM117 227H115L113 230H115ZM126 227V226H125ZM137 227H139V228H137ZM140 227H142V228H145V229H147V230H145V229H142V228H140ZM157 227V228H156ZM158 227H165L166 229H164V231H165V233H164V231L162 230V229H158ZM169 227V226H168ZM182 227L184 228V229H186V231L184 230V229H182ZM258 227H260V226H258ZM122 228V227H121ZM66 229V228H65ZM118 229H116V230H118ZM133 229V230H132ZM137 229V230H136ZM140 229V230H139ZM132 230V231H131ZM139 230V231H138ZM151 230V231H150ZM158 230V231H157ZM159 230H161V231H159ZM3 231V232H2ZM183 231V232H182ZM111 232H112V230H111ZM113 232H115V231H113ZM120 232H122V233H120ZM130 232V233H129ZM132 232V233H131ZM133 232H135V233H133ZM146 232H148L149 234H147ZM155 232V233H154ZM5 234V236H4V234ZM146 233V234H145ZM163 233V234H162ZM184 233V234H183ZM189 233V234H188ZM74 234V233H73ZM145 234V235H144ZM172 234V233H171ZM179 234V235H178ZM191 234V235H190ZM64 235H66V234H64ZM139 235V236H138ZM149 235V236H148ZM155 235V236H154ZM158 235V236H157ZM161 235V236H160ZM167 237H166V236ZM175 235H177V236H175ZM187 237H190V239H188L189 240V242H188V240L186 239V236ZM243 235V236H242ZM244 235L245 234H240V235H238L237 237H239V239H244L245 237H244ZM10 236H11V238H10ZM15 236V237H14ZM74 236H75V234H74ZM121 236H122V238H121ZM142 236H144V237H142ZM8 237V238H7ZM61 237H62V234H61ZM64 237V236H63ZM62 237V238H63ZM67 237V236H66ZM71 237V236H70ZM76 237H78V236H76ZM126 237V238H125ZM148 237V238H147ZM152 237V238H151ZM20 238V239H19ZM59 238H60V236H59ZM125 240H124V239ZM160 238V239H159ZM162 238V239H161ZM171 238V237H170ZM10 239H12V240H10ZM17 239V240H16ZM48 239H51V238H47V237H45L44 238V240L42 239L41 240V243H36V242H34V243H32L31 244V246H33L34 245V250H36L37 249V251L39 250V251H41V249H39L40 247H38V246H41V245H43L44 244V247H45V245L47 246H51L50 247V249L52 248V246L54 245V244H51V243H49L51 240H48ZM66 239V238H65ZM64 239V240H65ZM67 239H68V237H67ZM74 239H75V237H74ZM78 239H79V237H78ZM115 239H117V240H115ZM120 239H122V240H120ZM138 239V240H137ZM151 239V240H150ZM168 239L170 240V241H168ZM70 240V239H69ZM69 240H66V242L64 241L63 243H65L64 245H67L69 242H67V241H69ZM72 241H71V243H69L70 245H68V246H66L65 248L67 249V247H71V245H72V247L74 246L73 244H75V243H72L73 241H75V240H77V239H75V240H73V239H71ZM125 242H124V241ZM140 240H141V242H140ZM144 242H143V241ZM171 240H172V242H171ZM173 240H175V242L176 243H174L173 242ZM178 240H180L179 242H178ZM8 241V242H7ZM10 241V242H9ZM14 241V242H13ZM43 241V242H42ZM54 240H52V242H53ZM131 241V242H130ZM146 241V242H145ZM161 241V242H160ZM12 242V243H11ZM130 242V243H129ZM186 242H187V245H186ZM54 243V242H53ZM67 243V244H66ZM151 243V244H150ZM179 245H178V244ZM181 243V244H180ZM15 244V245H14ZM129 244V245H128ZM133 244V245H132ZM195 244V243H194ZM9 245V246H8ZM19 245V246H18ZM22 247H21V246ZM37 245V246H36ZM135 245V246H134ZM171 245V246H170ZM27 246V245H26ZM25 246V247H26ZM129 246V247H128ZM133 246V247H132ZM145 246V247H144ZM165 246V245H164ZM167 246H169V247H167ZM178 246H179V248H178ZM186 246V247H185ZM72 247L69 249H67L70 253H71V249H72ZM134 247H135V250H134ZM137 247V248H136ZM158 247V248H159ZM182 249H181V248ZM185 247V248H184ZM190 247H191V249H192V246L190 245ZM16 248V249H15ZM20 248V249H19ZM32 248V247H31ZM47 248V247H46ZM74 248V247H73ZM168 248V249H167ZM19 249V250H18ZM32 249V250H33ZM47 249H49V247L47 248ZM53 249V248H52ZM140 249V250H139ZM33 250V252L34 253H36L37 251H34ZM67 250H66V252L64 253V260L61 262V260H59V258L61 259V258H63V257H57V260L59 261V262H61V263H63V264H70V262H69V258H75V257H77L76 256V253L74 254L73 252H75L74 251V249H72L73 251H72V255H68V254H70V253H68L67 252ZM167 250V251H166ZM171 250V251H170ZM175 250V251H174ZM52 251V253H53V250H51ZM165 252V254H164V252ZM178 251V252H177ZM181 251H182V254H180L181 253ZM54 252L56 253V254H58V251H55L54 250ZM171 252V253H170ZM180 252V253H179ZM185 252V253H184ZM39 253V252H38ZM37 253V254H38ZM177 253H179V254H177ZM54 254V253H53ZM55 254V255H56ZM4 255V256H3ZM9 255H10V257H9ZM55 255H53V259H51V261L52 260H54L55 258H54V256ZM72 256V257H68V256ZM73 255H75V257L73 256ZM7 256V258H1V257H6ZM63 256V255H62ZM183 256V255H182ZM56 257V256H55ZM171 258H173V259H171ZM166 259V260H165ZM182 259V258H181ZM9 260H6V261H8V262H6V264H9ZM56 259L54 260V261H56V262H58ZM177 260H178V262H177ZM164 261V262H163ZM168 261V262H167ZM172 261H171V263H172ZM48 262V261H47ZM58 262V263H59ZM65 262V263H64ZM54 264V262H50L49 261V264ZM60 263V264H61ZM28 264H31V263H28ZM47 264V263H46ZM56 264V263H55ZM172 264H174V263H172Z\"/></svg>",
    "mask_w": 264,
    "mask_h": 264
}]
</instances>
